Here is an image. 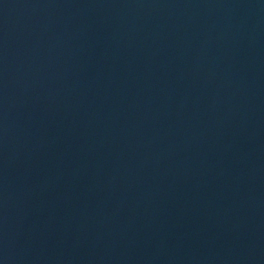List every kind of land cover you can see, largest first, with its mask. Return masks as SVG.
Returning a JSON list of instances; mask_svg holds the SVG:
<instances>
[{
    "label": "water",
    "instance_id": "95a60500",
    "mask_svg": "<svg viewBox=\"0 0 264 264\" xmlns=\"http://www.w3.org/2000/svg\"><path fill=\"white\" fill-rule=\"evenodd\" d=\"M0 264H264V0H0Z\"/></svg>",
    "mask_w": 264,
    "mask_h": 264
}]
</instances>
